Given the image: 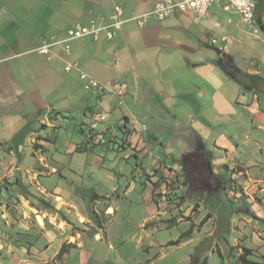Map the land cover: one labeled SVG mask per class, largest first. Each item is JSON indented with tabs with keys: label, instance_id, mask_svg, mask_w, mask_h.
Here are the masks:
<instances>
[{
	"label": "crops",
	"instance_id": "1",
	"mask_svg": "<svg viewBox=\"0 0 264 264\" xmlns=\"http://www.w3.org/2000/svg\"><path fill=\"white\" fill-rule=\"evenodd\" d=\"M158 1L0 0V264H264V0L67 40Z\"/></svg>",
	"mask_w": 264,
	"mask_h": 264
},
{
	"label": "built area",
	"instance_id": "2",
	"mask_svg": "<svg viewBox=\"0 0 264 264\" xmlns=\"http://www.w3.org/2000/svg\"><path fill=\"white\" fill-rule=\"evenodd\" d=\"M213 0H159L149 11L126 18L122 6L115 5L112 12L107 15L98 14L91 18L86 24H77L68 30V39L74 40L83 37H91L94 41L101 38L113 40L122 30L123 25L128 20H133L139 27L147 25L152 20H165L177 13H193L197 19H204L209 15V7ZM258 0H226V3L220 4L225 11L237 12L241 18L249 25L253 26L255 8ZM225 40V38H223ZM216 43V39H211ZM57 42L43 45L40 52L51 57V46ZM64 52L69 55L71 46L67 44L63 48ZM79 69L77 63L67 62L65 69ZM80 79L83 82L84 89L88 92L100 95H113L118 102H122L128 91V85L121 81L101 82L92 75L79 71ZM238 186L233 185L229 190L230 198L237 199L240 197L237 193Z\"/></svg>",
	"mask_w": 264,
	"mask_h": 264
},
{
	"label": "water",
	"instance_id": "3",
	"mask_svg": "<svg viewBox=\"0 0 264 264\" xmlns=\"http://www.w3.org/2000/svg\"><path fill=\"white\" fill-rule=\"evenodd\" d=\"M234 76L241 83H246L248 81V77L240 72L235 73Z\"/></svg>",
	"mask_w": 264,
	"mask_h": 264
},
{
	"label": "trees",
	"instance_id": "4",
	"mask_svg": "<svg viewBox=\"0 0 264 264\" xmlns=\"http://www.w3.org/2000/svg\"><path fill=\"white\" fill-rule=\"evenodd\" d=\"M248 264H256V263H252V262H247ZM191 264H204V260H202L199 256H194L192 258Z\"/></svg>",
	"mask_w": 264,
	"mask_h": 264
}]
</instances>
